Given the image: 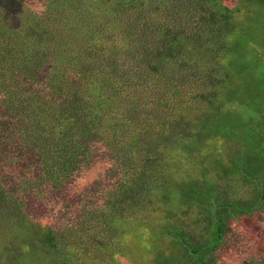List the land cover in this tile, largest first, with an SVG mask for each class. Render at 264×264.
<instances>
[{"label": "trees", "instance_id": "16d2710c", "mask_svg": "<svg viewBox=\"0 0 264 264\" xmlns=\"http://www.w3.org/2000/svg\"><path fill=\"white\" fill-rule=\"evenodd\" d=\"M225 262L264 264V0H0V264Z\"/></svg>", "mask_w": 264, "mask_h": 264}, {"label": "rangeland", "instance_id": "374dc122", "mask_svg": "<svg viewBox=\"0 0 264 264\" xmlns=\"http://www.w3.org/2000/svg\"><path fill=\"white\" fill-rule=\"evenodd\" d=\"M241 18H243V17H241ZM229 150V149H228ZM230 151V150H229ZM218 152H221V154L223 155V157H226V155H228V152H226L223 148H222V146L220 147V149L218 150ZM74 203L72 202L71 203V205H73ZM240 242V240H238L237 241V244ZM250 242V241H249ZM248 241H244L243 242V245L244 244H247V243H249ZM239 245V244H238ZM238 248V246H235V249H237ZM234 252L236 253V252H239L238 250H234ZM228 260H230L231 262H234V263H236L237 261H238V257H235V256H230V257H228L227 258V261ZM119 264V263H118ZM225 264H227L226 262H225Z\"/></svg>", "mask_w": 264, "mask_h": 264}]
</instances>
